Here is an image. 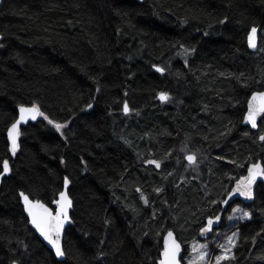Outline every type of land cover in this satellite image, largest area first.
Returning a JSON list of instances; mask_svg holds the SVG:
<instances>
[{"label": "trees", "instance_id": "obj_1", "mask_svg": "<svg viewBox=\"0 0 264 264\" xmlns=\"http://www.w3.org/2000/svg\"><path fill=\"white\" fill-rule=\"evenodd\" d=\"M256 90L264 0H3L0 173L4 160L11 171L0 185V264H157L168 229L187 253L248 163L264 161V119L259 130L242 123ZM33 104L67 126L61 135L44 117L29 123L13 158L8 128ZM66 176L73 223L59 260L19 193L53 206ZM248 211L221 264H264L263 186Z\"/></svg>", "mask_w": 264, "mask_h": 264}, {"label": "snow or ice", "instance_id": "obj_2", "mask_svg": "<svg viewBox=\"0 0 264 264\" xmlns=\"http://www.w3.org/2000/svg\"><path fill=\"white\" fill-rule=\"evenodd\" d=\"M256 34L257 28L252 27L248 36V43L252 48L256 47ZM187 51L188 50L185 49V52ZM156 70L161 73L164 71L163 68H157ZM97 91H99V88ZM159 99L161 101H167L169 96L168 94L161 92L159 94ZM87 107L91 108L92 105L89 104ZM128 111V105L125 103L124 112L127 113ZM262 115H264V91L253 92L251 98L248 100V109L245 116V121L251 124L252 128H257V118ZM37 116H43L49 124L54 125L56 130L60 132L61 135H63L61 129L66 127V124L57 123L49 119L36 104H33L31 107H25L21 105L19 107V119L16 120V122L13 123L8 130V139L11 141V152L13 155L16 154L18 148L17 140L20 135L18 125H20L21 122L27 123L29 119L36 120ZM259 139L264 141V135H261ZM185 159L190 165H194L197 158L195 154H191L187 155ZM146 162L155 165L156 168L161 167L160 162L156 160H148ZM243 166L244 165H239V167ZM9 171V162L4 160L3 172L0 173V175L6 174ZM258 177L264 178V164L251 163L247 167V175L241 176L236 180V186L229 191L228 199L221 201V203L228 205L229 200L236 194H239L240 196L249 200L253 199V185L256 184ZM69 184V178L67 176L64 177L65 190L68 188ZM161 190L162 189H156L157 192H160ZM137 191H139V189H137ZM19 196L22 198L24 210L27 212V215L30 218L29 222L31 225L39 232L44 240L47 241L49 245H51V247L55 250V255L57 257H63L65 252L62 248L61 237L64 231L65 223L69 220V209L72 207V200L67 195V192L60 191L58 193V199L51 201V203L56 206L55 208L47 206V204L43 203L39 199H30V196L25 194L23 191L19 193ZM144 203H148L146 198L144 199ZM232 211L233 213L242 212V216L240 217L241 219H250L252 215L250 212L243 211L239 207L233 208ZM220 219V216H215L214 218L209 217L207 220V225L200 229L201 234L203 235L205 233L211 232L213 229V224L219 222ZM228 219H233V216H229ZM237 235V233H233L232 237L228 238V243L231 247L221 246L222 254L215 257V264H221V262L224 260L234 258L230 256L229 253H231L232 248L236 246L233 238ZM207 247V244H193L192 251L197 255L195 258L190 259L188 264H200L201 261H204L208 256ZM181 250V243L177 241L173 232L168 230L167 235L163 239V247L160 253L161 258L159 259V264H181Z\"/></svg>", "mask_w": 264, "mask_h": 264}, {"label": "water", "instance_id": "obj_3", "mask_svg": "<svg viewBox=\"0 0 264 264\" xmlns=\"http://www.w3.org/2000/svg\"><path fill=\"white\" fill-rule=\"evenodd\" d=\"M2 3H3V0H0V9H1V5H2ZM257 28V34H256V39H255V43H256V47L255 48H252V47H250L249 46V43H248V36H249V33H250V31H249V33H248V36H247V44H248V47H249V49L251 50V51H257L258 49H259V47H260V28L259 27H256ZM257 91H264V90H256V91H254V92H257ZM253 93V92H252ZM252 93H251V95H252ZM251 95L249 96V99L251 98ZM159 97V96H158ZM248 99V100H249ZM163 102H165V101H163ZM128 105V104H127ZM25 107H31L32 105H24ZM128 108H129V106H128ZM247 109H248V102H247ZM247 109H246V112H245V114H244V120H243V124L244 125H250V127H251V124H249V123H247L246 121H245V116H246V114H247ZM130 110V109H129ZM129 112V111H128ZM127 112V113H128ZM19 119V111H18V116H17V119L16 120H18ZM39 119H43V116H37V118H36V120H31V119H29L28 121H27V123H24V122H21V124L20 125H18V128H19V131H20V135H19V137H18V140H17V144H18V148H17V151H16V154H17V152H18V150H19V143H20V138H21V131H22V128L23 127H25V126H27L29 123H32V122H36L37 120H39ZM262 119H264V115H262V116H260V117H258L257 118V128H252V129H258L259 128V124H260V122H261V120ZM16 120L13 122V123H15L16 122ZM12 123V124H13ZM11 124V125H12ZM11 125H10V127H11ZM9 127V128H10ZM9 128H8V130H9ZM7 135H8V131H7ZM8 141H9V144H10V153H11V156L14 158V157H16V154L15 155H13L12 154V152H11V141L8 139ZM191 154H194V153H188L187 155H191ZM186 155V156H187ZM196 156V155H195ZM8 162H9V160H7ZM254 163H261V164H263L262 163V160L260 159V160H258L257 162H254ZM9 168H10V162H9ZM10 171H11V168H10ZM10 171L8 172V173H6V174H3V175H0V185H1V182H2V180H3V178L5 177V176H7V175H9L10 174ZM264 182V178H262V177H258L257 178V182H256V184L255 185H253V192H254V198L253 199H251V200H249V199H246L245 197H242V196H240L239 194H236V195H234L230 200H229V203H228V205H225V204H223L222 203V206H221V209H220V211H219V213H217L216 215H213V216H209V217H212V218H214L215 216H220L221 217V219H220V221L219 222H217V223H214L213 224V229H212V231L211 232H208V233H205V234H201V232H200V230H199V232H198V237L200 238V239H202V240H206V239H209V238H211L212 236H213V234H214V232L217 230V229H219L221 226H222V223H223V220H224V214H225V212L227 211V209H228V206H230V204H232V202H234L236 199H238V198H241V199H243V200H245V201H247V202H252L254 199H255V193H256V189H257V185H258V183L259 182ZM69 186H70V184L68 185V188L65 190V188H64V186H63V189H62V191H66L67 192V195L69 196V198L72 200V198H71V196H70V194H69ZM236 186V182H235V184L232 186V188L231 189H233L234 187ZM21 192V191H20ZM26 194V193H25ZM28 195V194H27ZM21 198V197H20ZM30 199H34V198H32V197H30ZM58 199V198H57ZM225 199H228V195L226 196V198ZM34 200H36V199H34ZM43 202V201H42ZM44 203V202H43ZM21 204H22V206H23V208H24V205H23V201H22V198H21ZM46 204V203H45ZM47 206H49V207H52V208H55L56 206L53 204V206H50V205H48L47 204ZM72 209H73V200H72V207L69 209V220H68V222H66L65 223V226H64V231H63V234H62V237H61V244H62V248H63V250H64V252H65V247H64V236H65V233H66V230H67V228L73 223V219H72V217H71V212H72ZM25 211V210H24ZM25 213H26V216L28 217V215H27V212L25 211ZM208 217V218H209ZM208 218L205 220V223H204V225L202 226V227H204V226H206L207 225V220H208ZM28 219H29V221H30V218L28 217ZM30 225H31V223H30ZM32 226V225H31ZM33 227V226H32ZM201 227V228H202ZM34 228V227H33ZM200 228V229H201ZM35 229V228H34ZM168 230H171L172 232H173V234H174V236H175V238L177 239V241L178 242H180L181 243V264H185L184 263V256H185V253H186V249H185V246H184V243H183V241L179 238V236H178V234L176 233V231L174 230V229H168ZM167 230V231H168ZM35 231L37 232V234L39 235V237L44 241V243L54 252V254H55V250L51 247V245H49L48 243H47V241H45L44 240V238L39 234V232L35 229ZM167 231L163 234V236H162V241H161V246L163 247V239H164V237L167 235ZM162 247H161V251H162ZM161 253V252H160ZM57 257V256H56ZM161 258V256L159 257V259ZM57 259H59V260H66V252H65V255L63 256V257H57ZM159 259H158V261H157V264H159Z\"/></svg>", "mask_w": 264, "mask_h": 264}, {"label": "rangeland", "instance_id": "obj_4", "mask_svg": "<svg viewBox=\"0 0 264 264\" xmlns=\"http://www.w3.org/2000/svg\"><path fill=\"white\" fill-rule=\"evenodd\" d=\"M236 207H239L243 211L249 212L247 209L245 210V208H243V206L240 204L237 206H234L233 208H236ZM232 209L229 212L228 217L233 216V219L229 220L227 217V222L225 223V228H220V229L216 230L217 232L215 233V235L209 239H206V240L200 239L197 235V239L192 241L191 243H189V248H187V253L184 256V262L186 264H188V261L190 259L195 258L197 255L196 253H194L192 251L193 244H196V243L207 244V246H208L207 247L208 256L206 257V259L204 261H201L200 264H215V257L222 254V247L221 246L231 247L228 243V238L232 237L233 233L238 234L236 237L233 238L234 243L237 246L240 224H242L245 221L250 220L252 218V215H251L250 219H248V218L241 219L240 217L242 216V212L233 213ZM212 242L214 243V245L211 247ZM236 246L234 248H232L231 253H229V255L232 257L234 256V251L236 249ZM224 261H222V262H224Z\"/></svg>", "mask_w": 264, "mask_h": 264}, {"label": "flooded vegetation", "instance_id": "obj_5", "mask_svg": "<svg viewBox=\"0 0 264 264\" xmlns=\"http://www.w3.org/2000/svg\"><path fill=\"white\" fill-rule=\"evenodd\" d=\"M248 102V101H247ZM243 120H244V117H243ZM242 120V121H243ZM263 120V119H262ZM261 120V121H262ZM243 123V122H242ZM244 125V124H243ZM248 127H250V125H247ZM188 154V153H187ZM186 154V155H187ZM185 155V156H186ZM197 158V157H196ZM197 160V159H196ZM258 160H260V159H258ZM258 160H256V161H252V162H249L248 163V165L246 166V171H245V173L244 174H242L241 176H245V175H247V167L251 164V163H254V162H257ZM262 160V163L264 164V161H263V159H261ZM241 176H239V177H237L234 181H233V183H232V185L230 186V188L228 189V191H227V193H226V195H225V197L221 200V201H223V200H225V198H226V196L228 195V193H229V191L231 190V188H232V186L235 184V182H236V180L237 179H239ZM260 186H263L264 187V182H259L258 183V185H257V189H256V193H257V190H258V188L260 187ZM256 193H255V198H256ZM255 201V199L252 201V202H247V201H245V200H243V199H241V198H238V199H236L234 202H232V204H230V206H228V209H227V211L225 212V214H224V220H223V223H222V226L220 227V228H224V226L223 225H225V223L227 222V217H228V215H229V212L231 211V209L234 207V206H237V205H242L243 206V208H245V210L247 209L248 210V207L249 206H252V203ZM221 206H222V203H220V207H219V211H220V209H221ZM219 211H218V213H219ZM219 228V229H220ZM218 230V229H217ZM217 231H215L214 232V234H213V236L215 235V233H216ZM212 236V237H213Z\"/></svg>", "mask_w": 264, "mask_h": 264}, {"label": "bare ground", "instance_id": "obj_6", "mask_svg": "<svg viewBox=\"0 0 264 264\" xmlns=\"http://www.w3.org/2000/svg\"><path fill=\"white\" fill-rule=\"evenodd\" d=\"M130 111V110H129ZM259 128H260V124H259ZM259 128L258 129H255V130H259ZM254 130V129H253Z\"/></svg>", "mask_w": 264, "mask_h": 264}]
</instances>
